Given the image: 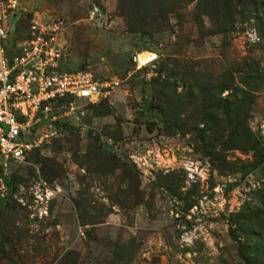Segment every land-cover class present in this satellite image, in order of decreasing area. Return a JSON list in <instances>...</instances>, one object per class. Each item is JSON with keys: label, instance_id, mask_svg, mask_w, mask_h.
<instances>
[{"label": "rangeland", "instance_id": "obj_1", "mask_svg": "<svg viewBox=\"0 0 264 264\" xmlns=\"http://www.w3.org/2000/svg\"><path fill=\"white\" fill-rule=\"evenodd\" d=\"M185 1L19 0L10 45L32 21L57 22L58 71H88L108 93L52 104L43 145L25 162L0 160V264H264V21L249 6L229 31L202 35ZM138 51L155 58L135 70ZM166 59L176 77L254 89L255 167L244 171L251 151L230 150L237 171L217 173L192 135L162 132L151 80Z\"/></svg>", "mask_w": 264, "mask_h": 264}, {"label": "trees", "instance_id": "obj_2", "mask_svg": "<svg viewBox=\"0 0 264 264\" xmlns=\"http://www.w3.org/2000/svg\"><path fill=\"white\" fill-rule=\"evenodd\" d=\"M187 1H194L192 22L202 35L229 31L237 17L241 19L244 9L249 6L258 13L260 9V14L256 13L258 16L255 17L260 22L264 21L261 0H186L185 3ZM176 7L167 8L166 13L175 14ZM202 17L212 19L213 30L204 27ZM127 24L130 26V23ZM178 67L176 60L166 59L159 63L156 76L151 80L155 107L161 115L162 132L165 135H192L197 151L207 158L217 173L237 171L236 162L227 158L226 153L230 150L251 151L252 158L243 166L244 171L255 167L261 150L251 139L247 126L254 89L239 87L231 78L224 81L219 75L197 70L176 77ZM248 70L250 77L257 71L252 67ZM224 91L227 93L222 96ZM66 98L58 99L54 104ZM237 162L243 164L240 160ZM167 190L174 195L169 187Z\"/></svg>", "mask_w": 264, "mask_h": 264}, {"label": "built area", "instance_id": "obj_3", "mask_svg": "<svg viewBox=\"0 0 264 264\" xmlns=\"http://www.w3.org/2000/svg\"><path fill=\"white\" fill-rule=\"evenodd\" d=\"M19 0H0V160L25 162L48 135L40 132L43 121L58 99L68 97L93 103L104 99L107 86L84 70L58 71L59 23L50 21L28 26L25 38L13 45L8 34L21 13ZM96 11L92 7L91 13ZM10 42V43H9ZM9 43V44H8ZM155 55L133 52L135 70L152 63Z\"/></svg>", "mask_w": 264, "mask_h": 264}]
</instances>
